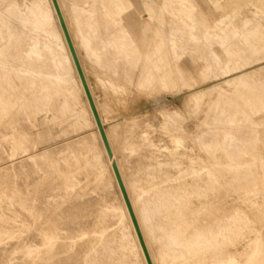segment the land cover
I'll use <instances>...</instances> for the list:
<instances>
[{
    "label": "bare ground",
    "instance_id": "bare-ground-1",
    "mask_svg": "<svg viewBox=\"0 0 264 264\" xmlns=\"http://www.w3.org/2000/svg\"><path fill=\"white\" fill-rule=\"evenodd\" d=\"M57 1L113 157L53 0H0V264H149L114 162L153 264H264V0Z\"/></svg>",
    "mask_w": 264,
    "mask_h": 264
},
{
    "label": "rangeland",
    "instance_id": "rangeland-1",
    "mask_svg": "<svg viewBox=\"0 0 264 264\" xmlns=\"http://www.w3.org/2000/svg\"><path fill=\"white\" fill-rule=\"evenodd\" d=\"M156 2H157V0H156ZM59 4V3H58ZM154 20H152L151 21V25H153V22ZM145 46H147L146 47V50H148V49H151V47H152V42H151V40H150V42L147 44V45H145ZM136 56H137V58H140L139 57V53H137L136 54ZM139 63H138V65H137V69H136V71L133 73V75L134 76H137L138 75V73H139V71H140V69H142L143 68V65L141 64V60H139L138 61ZM127 68H131V65H128L127 66ZM132 75V74H131ZM135 89V87L133 88V90ZM134 91H136V89L134 90ZM133 91V92H134ZM111 94H113L114 95V97L115 98H118V96H119V92L116 90V89H114V88H112V91L110 92ZM180 92H178V90H170V91H167V92H165V93H163V94H159V95H169V97H168V106L170 107V109H172V110H176V109H178V110H181L183 113H186L185 111H186V107H185V105L181 102V100L179 99V97H178V94H179ZM147 95V96H146ZM158 94H154V93H152V92H149V93H147V94H144L143 95V97L141 98V99H137V98H133L132 100H131V104H130V106L128 107V109H126L127 110V112L126 113H129V112H132V111H136L137 109H139V108H143L144 107V104H146V103H153L157 98H156V96H157ZM155 96V97H154ZM154 97V98H153ZM156 98V99H155ZM131 99V98H130ZM155 99V100H154ZM154 100V101H153ZM149 103V104H150ZM116 109H117V106H116ZM119 113V111H116L115 113H114V110L111 112V116L110 117H112V118H116V117H118V116H121L120 114H118ZM39 120V119H38ZM131 121L132 120H129V124L127 123V124H125V127H126V130H128L129 129V127H127L128 125H130L131 124ZM191 120L190 119H188L187 120V122L186 123H188V125L189 124H191L192 123V121L190 122ZM34 122V121H33ZM37 122V123H36ZM35 122V124H33V126H30V130L32 131V136H34V137H32V139H34L35 141H37V143H39L38 145H40V144H42L44 141H43V138L45 137L44 136V132L42 131L43 129L41 128V125H40V121H36ZM138 122H140V121H138ZM38 124V125H37ZM34 125H36V126H34ZM31 127H32V129H31ZM35 127V128H34ZM125 129V128H124ZM56 136V135H55ZM53 137V139L55 140V138L56 137ZM81 147H83V145H81ZM31 149H34V148H31ZM35 149H37V148H35ZM83 149V151H86V148H82ZM64 155H70L69 153H67V154H64ZM70 160V159H69ZM75 162V160L74 159H71L70 160V162ZM64 164V163H63ZM75 165H77V163L75 162ZM79 165H82V161L80 160V162H79ZM70 167H72V166H70ZM69 167V168H70ZM62 170H60V171H58V172H56L55 171V169H53L54 171L53 172H55V174L57 175V176H59V178H60V180H63L62 179V176L64 175L63 174V169H64V171L68 168V166L67 165H63L62 167ZM81 171V170H80ZM81 173V172H80ZM79 175V174H78ZM51 176H52V174L51 173H49V175H48V177H50L51 178ZM80 176V177H79ZM78 177H79V179L81 180L80 181V184H81V186H80V188L79 187H77V188H71L72 189V193H74V195L73 196H75L76 195V193L78 192V190H85V192H87L86 193V195L88 196V199H91V198H93V199H98V198H100V197H102V195H103V193H104V190H102V189H99V190H94L95 188H96V184H97V182H95V179H92V175L91 174H89V176H87L86 174H84L83 172H82V174L81 175H79ZM56 186V185H55ZM57 186H59V185H57ZM54 187L51 185V184H49L48 185V189H50V191L53 189Z\"/></svg>",
    "mask_w": 264,
    "mask_h": 264
},
{
    "label": "water",
    "instance_id": "water-1",
    "mask_svg": "<svg viewBox=\"0 0 264 264\" xmlns=\"http://www.w3.org/2000/svg\"><path fill=\"white\" fill-rule=\"evenodd\" d=\"M54 2V5H55V8H56V11L58 13V16L60 18V22L62 24V28L64 30V33H65V36H66V39L68 41V44L70 46V50L72 52V55H73V58H74V61L76 63V66L78 68V71H79V74H80V77L82 79V82L84 84V87H85V90H86V93H87V96L89 98V101H90V104L92 106V109H93V112H94V115L96 117V120H97V123H98V126L100 128V131H101V134H102V137H103V140L105 142V145H106V148L108 150V153L110 155V157L112 158L113 157V153H112V150H111V147H110V144L108 142V139H107V136H106V133H105V130H104V127L102 125V122L100 120V117H99V114H98V111H97V108H96V105L94 103V100H93V97H92V94L90 92V89L88 87V84H87V81H86V78H85V75L83 73V70H82V67H81V64H80V61L78 59V56H77V53H76V50L74 48V45H73V42H72V39L70 37V34H69V31H68V28L66 26V23H65V20L63 18V15H62V12L60 10V7H59V4H58V1L57 0H53ZM113 167H114V170L116 172V175H117V178L119 180V183H120V186L122 188V191H123V194H124V197H125V200H126V203L128 205V208L130 210V213H131V216H132V219H133V222H134V225L136 227V230H137V233H138V236L140 238V242L143 246V249H144V252L146 254V257H147V260H148V263L149 264H153L152 263V260H151V257H150V254L147 250V247H146V244H145V241H144V238H143V235H142V232L140 230V227H139V224H138V221H137V218H136V215L134 213V210L132 208V205H131V202H130V199L128 197V193L126 191V188L124 186V183H123V180H122V177L120 175V172H119V169H118V166L116 164V162L113 163Z\"/></svg>",
    "mask_w": 264,
    "mask_h": 264
}]
</instances>
